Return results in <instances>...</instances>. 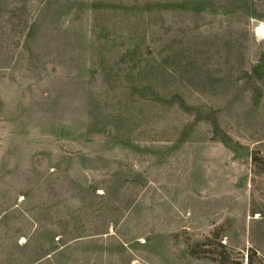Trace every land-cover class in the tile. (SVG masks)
<instances>
[{
  "label": "rangeland",
  "instance_id": "rangeland-1",
  "mask_svg": "<svg viewBox=\"0 0 264 264\" xmlns=\"http://www.w3.org/2000/svg\"><path fill=\"white\" fill-rule=\"evenodd\" d=\"M0 264H264V0H0Z\"/></svg>",
  "mask_w": 264,
  "mask_h": 264
},
{
  "label": "bare ground",
  "instance_id": "bare-ground-1",
  "mask_svg": "<svg viewBox=\"0 0 264 264\" xmlns=\"http://www.w3.org/2000/svg\"><path fill=\"white\" fill-rule=\"evenodd\" d=\"M262 31V29L261 28H258V32H261Z\"/></svg>",
  "mask_w": 264,
  "mask_h": 264
}]
</instances>
